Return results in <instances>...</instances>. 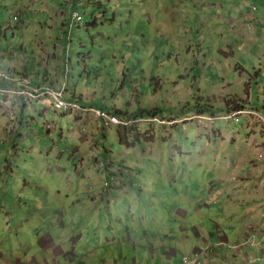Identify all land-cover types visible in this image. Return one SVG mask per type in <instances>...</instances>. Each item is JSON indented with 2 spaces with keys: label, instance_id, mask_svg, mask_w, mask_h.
I'll return each instance as SVG.
<instances>
[{
  "label": "rangeland",
  "instance_id": "374dc122",
  "mask_svg": "<svg viewBox=\"0 0 264 264\" xmlns=\"http://www.w3.org/2000/svg\"><path fill=\"white\" fill-rule=\"evenodd\" d=\"M59 1L58 10L48 3L49 9L57 14L61 12V18L55 21L30 20L26 17L15 20V5L11 3L7 4L9 7L6 9H0L2 51L6 55V50L15 43L14 40L19 39L22 32L17 33V38H13L12 33L22 21L48 29L59 24L60 32H44L50 36L48 43L40 46L27 43L29 58L34 56L37 59L39 55L50 58L57 50L52 39H56V34H59L60 38H65L58 50L64 48L66 52V58L62 60L67 65L69 86L75 81L86 79L87 73L91 72L85 87L92 89L95 80L101 86L100 93L104 89V92L113 94V97L108 96L104 101L105 106L112 104L113 100L119 107L126 101L136 109L137 105L147 108L150 102L155 101L165 104L166 108L161 109L159 114L166 118L153 116L164 124L137 123L143 126L142 131L155 125L163 131L182 125L183 128H178L179 134L173 137L178 139V145L184 140L186 146L187 142H194L192 137L198 131H208L214 126L209 121L197 122L196 115L205 118L219 115L228 112L235 103L249 108L261 107L264 89V1L246 0V7L254 5L251 20L247 19L246 24L242 22V28L239 25L236 28L237 24L234 23L230 29H224L220 24L233 18L235 12L223 18V15L212 11L223 5L224 1L101 0L103 7L99 11L95 10L94 20L90 15V7H78L83 28L78 30V25H75L69 38L71 0ZM237 4L238 1L227 0L230 8H235ZM46 5H43L41 12L46 13ZM242 7L238 5L236 8L238 18L241 17L238 16V10ZM47 13L52 15L51 12ZM48 15L46 18L50 17ZM91 23L96 25L87 26ZM68 40L73 47L66 49ZM45 46L47 48L42 49ZM225 108H228L227 111ZM48 114L46 122L53 127L50 136L42 128L43 121L34 115L32 119L24 117L26 124L16 126L12 134L0 131V264H66L59 256L60 250L72 253L73 264L81 261L85 264H111L107 255L112 256L111 260L122 263L123 241L130 240L133 251L137 252L140 244L135 239L143 234L157 244L163 243L171 230L163 222L171 212L165 206L161 207L163 217L160 218L158 196L149 192L162 191L160 196L167 199L163 191H182L181 183L173 187V182L169 180L174 174L171 164L178 165L177 155L174 159L176 163L169 164L167 159L164 164L159 162L161 154L166 153L165 157L170 158L173 152L179 151L174 141H167L172 139V134L170 138H165V143L156 140L154 144L150 141L146 148L142 134L140 146L133 152L138 155L139 147L141 149L143 146L144 150L150 152V158H141L140 164H136L124 160V157L131 158L132 152L123 155L121 147L119 151L117 131L113 129L107 132V139L105 143L102 142V146L111 152L106 162L108 166L113 168L112 164H116V167H121L118 172L116 167L111 169V172L122 175L121 178L116 174L111 175L118 190L124 193L132 191L139 199L137 205L147 207L151 204L154 214L150 216L142 212L141 220L138 215L135 216V223L127 225L129 239L111 237L107 241H96L85 234L71 236L75 232L71 231L73 214L69 210L70 201L76 197L78 202H82L84 193L93 186L87 180L82 182L80 177L74 176V167L67 161L71 146L74 145L70 126L65 124L60 114L52 111ZM147 114L141 112L135 118H153ZM117 118L122 120V117ZM185 119L192 122L184 123ZM255 119H251L252 124L259 123ZM137 124L127 129L135 131ZM241 125L227 127L238 129ZM156 136L159 138V134ZM169 144V148L160 147H168ZM170 148L171 152H166ZM121 162L123 164L119 165ZM122 166L128 168V175L124 174L125 167ZM99 172L93 170L92 164H87L83 166L81 174L84 177L88 174L96 177ZM193 181L195 184L196 180ZM121 187L126 189H119ZM117 198V194L114 195V199ZM124 205L135 206L136 203L130 199ZM128 209L122 208L123 211ZM135 257L131 253L127 259L132 262Z\"/></svg>",
  "mask_w": 264,
  "mask_h": 264
},
{
  "label": "crops",
  "instance_id": "0c3cea01",
  "mask_svg": "<svg viewBox=\"0 0 264 264\" xmlns=\"http://www.w3.org/2000/svg\"><path fill=\"white\" fill-rule=\"evenodd\" d=\"M218 1H224V4L217 9L213 8L212 11L223 15V18L235 12L233 18L222 21V24H220L224 29H230L234 23L237 24L236 28L238 25L242 28V22L246 24L247 19L250 20L254 16L252 6L246 7L244 5L246 0H235L238 1L237 6H243L238 10V16H241L239 18L237 17V6L230 8L227 6V0ZM261 1L264 0L258 2ZM9 3L15 5L13 10L16 11L13 17L15 20L26 17L30 20L51 19L55 21L57 18H61V12L57 14L51 8L49 9L48 5V3H51L58 10V6L61 4L59 0H0V9L9 7L7 5ZM46 3L48 7L46 13H52L51 16L47 13L50 16L47 18L46 13L40 11ZM262 3L264 11V2ZM201 5L204 6L202 2ZM38 6H41V8H38ZM245 12L246 14L243 16ZM16 27L17 30L12 33V37L17 38L16 35L19 32H22V34L6 50V55L0 46V71L14 76H27L35 87L58 88L64 86L67 97L77 101L81 106L101 109L110 115L121 116L122 120L124 118L134 119L141 112L166 118L159 114L161 109L166 108L161 101L150 102L146 106L147 108L137 105V109L126 101L122 102L119 107L116 100L105 106L104 101L108 96L113 97V94L104 92V89L100 93L101 86L95 81L91 86L92 89L85 87L86 81H89L90 77L82 79L80 82L75 81L69 86L66 72L67 65L62 60L64 57L66 58V52L64 48L61 51L58 50L64 43V39L60 38L59 34H56V39H52V43L57 50L50 58L41 55L37 59L34 56L29 58L27 43H34L35 46L48 43L50 36H47L44 32L48 30L50 33L52 31L60 32L59 24L49 26L48 29L45 26L35 27L22 21ZM46 48L47 46L42 47L44 50ZM2 86L3 84L0 83V87ZM3 101L13 105V118L6 116ZM50 111L54 112L47 101H24L5 94L0 97V131L12 134L16 126L22 127L26 124L24 117L31 118L34 115L43 121L42 128L50 136L53 127L51 126L50 131L46 130V126H50L46 122V117ZM59 116L65 124L70 126L71 140L74 145L71 146L67 161L74 167V176L80 177L82 182L87 180L93 186L89 190L87 189L88 192L84 193L85 201L78 202L76 197L74 201H70L69 210L73 214L71 216V231L74 230L75 232L71 236H77V233L85 234L96 241H107L106 239L111 237L129 239L127 225L135 223V216L138 215L141 220L142 212H147L150 216L154 214L151 204L147 207L137 205L139 199H136L132 191L131 193H124V191L118 190V185L107 184V175L122 176L113 173L116 171L111 172L116 164H112L113 168H110L106 163L111 154L110 150L102 146V142L105 143L107 139V132L113 129L117 131L119 151L121 147L123 155L132 152L131 158L124 157V160L136 164H140L141 158H150V152L144 150L143 146L141 149L139 147L138 155L133 152L138 145L140 146L139 138L142 134L144 135L142 138L145 142L144 148L150 141L154 144L156 140L165 143V138H170L169 136L172 134V139L166 140L169 141L168 143L174 141L179 151L173 152L170 158L165 157L166 153L164 152L165 154H161L162 157L159 162L164 164V160L167 159L169 164L176 163L174 159L177 155L178 165L171 164V170L174 174H171L169 180L173 182V187H177L181 183L182 191H163L167 195V199L160 196L162 191L149 192L158 196L157 205L160 218L163 217L161 207L165 206L170 210L171 214L163 223L171 230L168 232V236H165L164 242L160 244H157L145 234L135 239L140 244L139 252L137 250L133 251L130 240L128 242L123 241L121 244L123 254L121 260L123 262H115L111 260V255H107L106 257L110 259V263L183 264V261L188 257L194 259L199 255L200 264H257L259 261L260 264H264L263 124L256 122L252 124L251 119L245 118L243 121L248 120V122H243L238 129H231L230 126L220 128L219 125H214L211 130L201 131L200 133L198 131L192 137L194 142H187L185 146L184 140L178 145V139L173 137L179 134L178 128H183L182 125L164 131L155 125L142 131L143 126L137 124L135 126L137 130L130 131L127 128L122 129L114 126L108 129L98 128L96 119L85 115L60 114ZM51 122L53 123V120ZM129 131L131 134H129ZM157 134H159L160 139L156 136ZM59 135L61 138V129H59ZM72 136H74V139ZM169 146L171 144L168 147L162 145L160 147L169 148ZM171 150L170 148V151L168 149L166 152H171ZM94 155L97 159L93 158ZM99 163H102L104 169H106L104 176L102 175L103 168L99 167ZM87 164H92L93 170L96 172L100 171L98 174L96 173V177L91 174L86 177L82 176V168ZM122 164L123 162L119 165ZM130 178L134 181V177L131 176ZM194 179L196 180L195 184H193ZM81 189H83V186H81ZM119 189H126V187ZM116 194L118 198L114 199ZM147 197L151 200L149 194ZM130 199L136 203L135 206L124 205ZM84 202L85 206L83 205ZM124 207L129 209L123 211L122 208ZM254 233L257 234L255 240L259 244L257 247L247 244L245 248L239 251L228 250L224 247L225 244L244 243L249 235ZM207 246H213L212 253L205 252ZM131 253L136 256L132 262L127 259V256ZM59 256L62 258V262L73 264L72 253L69 254L60 250ZM257 259L259 261L255 262ZM31 264L35 263L31 262ZM78 264L85 263L81 261Z\"/></svg>",
  "mask_w": 264,
  "mask_h": 264
},
{
  "label": "built area",
  "instance_id": "2783aa9c",
  "mask_svg": "<svg viewBox=\"0 0 264 264\" xmlns=\"http://www.w3.org/2000/svg\"><path fill=\"white\" fill-rule=\"evenodd\" d=\"M257 1V0H250ZM71 27L75 26L82 22V16L75 12L71 19ZM0 83L3 84L0 87V97H3L5 94L10 95L13 98H17L19 100L24 101H47L50 103V107L53 111L60 114H76V115H85L89 117H93L96 119L98 126L109 127V126H117V127H128L135 123H158L164 124V122H159L155 117L146 120H138V121H121L115 116H111L108 113L93 108H86L79 105L76 101L71 100L65 95L64 89H54L51 87H33L31 86V82L28 77L14 76L7 72L0 71ZM5 106H8L7 101H3ZM8 112L12 115V109L9 107ZM243 118L255 119L259 123L264 125V115L261 112L255 110H243V111H228L219 115L210 116V117H195L196 120L199 121H209L211 123H215V121H222L227 124H239ZM47 130H50V127H46ZM109 181L112 184H116L114 178H110ZM257 234H250L248 239L244 243L236 244V245H228L225 244L224 247L228 250L239 251L242 248H245L247 244H250L253 247L259 246L256 243ZM206 253L213 252V246H207L205 249ZM257 259L255 262H258ZM183 264H200L199 255L194 257V259L187 258L183 261ZM250 264V263H248Z\"/></svg>",
  "mask_w": 264,
  "mask_h": 264
},
{
  "label": "trees",
  "instance_id": "16d2710c",
  "mask_svg": "<svg viewBox=\"0 0 264 264\" xmlns=\"http://www.w3.org/2000/svg\"><path fill=\"white\" fill-rule=\"evenodd\" d=\"M81 5H83V6L86 5V7H90L92 9V12H90V15L93 18V20L95 18V16H94L95 10H98L99 11L103 7L101 0H71L70 7L72 8V14L70 15V17H72V15L75 12H79L78 7L81 6ZM82 21H83V19H82ZM82 24H83L82 22H80L79 24H76V25H78V30H81L83 28ZM95 25H96V23H91V24H89L87 26H95ZM73 28H74V26L71 27V24H69V22H68V29H69L68 38H69L70 32H71V30ZM65 34H66V32H65ZM64 40H65V38H64ZM79 41L81 42V39ZM68 42L69 43L66 46V49H69V48H72L73 47V45H71V41L68 40ZM80 45H81V47H83L82 46L83 44H80ZM79 55H80V53H79ZM67 61L69 63L70 62V59L68 58ZM91 74H92L91 72H88L87 73V77H89ZM87 77H85V78H87ZM262 99H263V101H262V104H261V107L260 108H249V106L247 107V106H245L243 104L235 103L232 106V109H230L229 111L233 110L234 112H237V111H243V110L249 109V110H255V111L261 112L264 115V89H263V92H262ZM227 109L228 108H225L226 111H227ZM149 116H154V115H149ZM242 121H243V119L240 121L239 124H242ZM221 124H223L225 126H227V125H238V124H231V123L227 124V123L222 122V121H215V123H214V125H221Z\"/></svg>",
  "mask_w": 264,
  "mask_h": 264
},
{
  "label": "clouds",
  "instance_id": "9594fccd",
  "mask_svg": "<svg viewBox=\"0 0 264 264\" xmlns=\"http://www.w3.org/2000/svg\"><path fill=\"white\" fill-rule=\"evenodd\" d=\"M259 0H257V1H255V2H258ZM252 7H254V5H252V4H250ZM21 76V75H20ZM21 77H27V76H21ZM29 78V77H28ZM30 80V79H29ZM31 86H33L32 84H31ZM33 87H35V86H33ZM42 87H44V86H42ZM46 87H48V86H46ZM52 88V87H51ZM61 88H63L64 89V86H61ZM64 92H65V89H64ZM65 95H66V93H65ZM67 96V95H66ZM69 98V97H68ZM71 99V98H70ZM72 100V99H71ZM77 102V101H76ZM78 103V102H77ZM79 104V103H78ZM49 105H50V103H49ZM80 105V104H79ZM4 107H5V114H6V116H9L10 118H13L14 117V108H13V105L11 104V103H8V106H5L4 105ZM11 108L12 109V115H10L9 114V112H8V108ZM83 107V106H82ZM51 108V107H50ZM87 108V107H86ZM101 110V109H100ZM103 111V110H102ZM55 112V111H54ZM104 112H106V111H104ZM55 113H57V112H55ZM107 113V112H106ZM58 114H60V113H58ZM109 114V113H108ZM61 115H63V114H61ZM66 115H70V114H66ZM74 115H76V114H74ZM110 115V114H109ZM111 116H114V115H111ZM148 117H153V116H149V115H147ZM155 116V115H154ZM197 116V115H196ZM199 116H201V115H199ZM156 118V117H155ZM163 119V118H162ZM141 120V119H140ZM171 120L172 121H175V122H177L178 120L177 119H174V118H171ZM122 121H131V122H134V121H138V119H136V118H134V119H127V118H124ZM171 122V121H170ZM179 122V121H178ZM189 122H192V121H188L187 119H185V121H184V123H189ZM183 123V124H184ZM135 124H137V123H135ZM143 124V123H142ZM132 125H134V124H132ZM131 125V126H132ZM47 127V126H46ZM50 127V130H51V126H49ZM97 127L99 128V126H98V124H97ZM110 127H112V126H109V127H107V128H105V127H102V126H100V128H104V129H108V128H110ZM114 127H117V126H114ZM128 127H130V126H128ZM119 128H127V127H119ZM47 130V129H46ZM50 130H47V131H50ZM93 158L94 159H97L96 158V155H94L93 156ZM99 167L100 168H103L102 169V175L104 176V172L106 171V170H104V165L102 164V163H99ZM118 168H121V167H119V166H117L116 168H115V170L118 172L119 171V169ZM125 169V171H124V174H126V175H128V172H127V168H124ZM107 178H108V185H116V184H112L110 181H109V179L110 178H112L111 177V175H107Z\"/></svg>",
  "mask_w": 264,
  "mask_h": 264
},
{
  "label": "bare ground",
  "instance_id": "6f19581e",
  "mask_svg": "<svg viewBox=\"0 0 264 264\" xmlns=\"http://www.w3.org/2000/svg\"><path fill=\"white\" fill-rule=\"evenodd\" d=\"M248 1V0H247ZM79 13V12H78ZM80 14V13H79ZM73 16V15H72ZM72 18V17H71ZM251 20V19H250ZM251 23H252V21H251ZM250 23V24H251ZM69 24H71L70 22H69ZM249 25V24H248ZM248 25H246V26H248ZM32 101H35V100H32ZM87 108H93V109H97V108H94V107H87ZM115 117H117V116H115ZM121 117V116H120ZM195 117H197V116H195ZM122 121V120H121ZM207 122V121H206Z\"/></svg>",
  "mask_w": 264,
  "mask_h": 264
}]
</instances>
